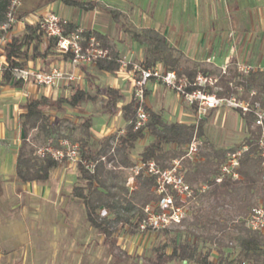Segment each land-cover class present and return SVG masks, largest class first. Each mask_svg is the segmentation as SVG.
<instances>
[{
	"label": "trees",
	"instance_id": "trees-1",
	"mask_svg": "<svg viewBox=\"0 0 264 264\" xmlns=\"http://www.w3.org/2000/svg\"><path fill=\"white\" fill-rule=\"evenodd\" d=\"M67 7H77L89 11L97 3L80 0H59ZM10 0H0V24L5 20V14ZM17 18L23 17L20 10ZM78 27L69 24L70 30ZM82 36L87 39L95 37L102 47L110 52V60H101L94 65L96 72L114 74L119 66L116 62L117 54L99 33L83 29ZM131 39L143 48V60L140 63L145 68H152L161 64L163 68L175 72L178 76H185L193 81L197 73L207 76H216L218 80L215 87L218 97L230 96L237 93V88H243L242 98H247L250 91H255L253 101L261 100L264 95V71L255 70L247 74L238 73L234 67L228 68L221 75L202 68L192 63L174 48L166 39L153 29H141L131 32ZM55 41L47 40L39 31L37 23L25 25L24 29L10 36L9 42L3 49L7 66L2 72L0 86H8L15 90L23 89L28 83L12 78V71L16 68L27 67L29 62L39 60L45 64L55 53ZM67 60V57H62ZM197 88V87H196ZM191 87L189 91L196 89ZM209 92H213L209 88ZM103 95L102 108L109 116L120 112L122 119L127 122L121 134L114 133L103 137L92 147L89 143L91 117L81 119L74 128L77 136L72 142L80 147V158L85 161L95 162L93 172L86 170L81 163L75 165L80 185L72 188L71 196L79 200L84 209L85 221L88 227L95 232L98 239L102 238L101 245L110 257L109 264H138L130 262V257L117 245L119 233L123 231L129 236L138 235L137 227L142 220L143 209L157 202L154 193V179L142 171L134 176V187L130 190L126 184L124 169L134 166L130 159L135 144L146 136L152 141L143 147L139 158L141 162L153 161L160 169H166L172 160L183 156L185 147L191 142L195 125L191 123H167L163 120L160 111H153L144 106L149 114V121L142 129L134 130L136 104L131 98L128 103H123L124 97L120 90L107 87L99 89L94 87L91 93L85 92L77 85L69 87L67 97L40 96L27 97L20 105L22 110L20 129L22 142L18 148L14 163V179L20 184L45 183L49 180L53 170L60 164L50 158H39L35 155V146L30 138V132L37 135L53 138L58 134L62 124L60 121L53 124L50 121L49 111L64 112L66 108L78 109L82 105L95 102ZM147 95V92H145ZM122 103L120 107H117ZM247 135L238 146L228 149L213 147L204 141L199 158L194 163L185 162L187 167L185 181L190 185L207 184L204 193L195 191L193 200L202 199L212 201L214 208L225 205H234L238 215H243L240 221L226 223L217 221L212 216L203 221L199 211L192 215L191 230L184 231L165 229L160 231L163 242L150 249L149 256L144 259L146 264H167L169 262H187L192 264H264V237L251 232L245 225L246 219L253 208L264 207V169L258 155L256 140L258 129L252 128V118L244 119ZM204 120L198 121L196 135L203 136ZM55 142L58 137L53 138ZM242 147L247 150L240 158L238 178L231 180L222 179L216 183L215 177L223 163L226 153L234 152ZM103 158V160H101ZM192 200V201H193ZM104 212V213H103ZM184 223L182 221L179 225ZM200 229V233L194 230ZM184 232L182 239L172 236V233ZM233 232V233H231ZM98 241V240H97ZM94 242L96 247L98 242ZM229 244L234 247L229 248ZM212 255L215 256L212 259Z\"/></svg>",
	"mask_w": 264,
	"mask_h": 264
},
{
	"label": "crops",
	"instance_id": "crops-1",
	"mask_svg": "<svg viewBox=\"0 0 264 264\" xmlns=\"http://www.w3.org/2000/svg\"><path fill=\"white\" fill-rule=\"evenodd\" d=\"M28 1L23 0L20 8L23 17L33 20L42 12H55L67 18L70 24L99 33L113 48L117 58L125 57L129 61L141 63L143 48L131 39V32L153 29L184 58L204 69L219 73L225 67L231 68L236 62L244 61L254 70L264 71V0H80L97 3V6L89 11L67 7L59 0H52L45 5L34 7L30 13L24 7L25 3L29 4ZM21 31V29L17 30L15 34ZM33 63L37 61L29 62L28 65ZM39 65L72 71L78 79L71 84L60 83L54 89L33 84H27L21 90L0 86V225H26L24 219L27 209H40V214L49 213L53 216L54 224L52 225L66 230L71 244L75 247L85 250L92 247L105 250L101 245L102 238L97 239L98 241L81 242L69 222V216L76 206H81L84 213L79 200L71 196L72 188L80 185L74 165L66 162L60 164L52 171L49 180L45 183L20 185L15 181L14 163L22 142L20 105L27 97L45 96L52 99L67 97L71 85H77L89 93L94 87L102 90L107 87L115 88L122 93L123 103H128L132 92L130 75L127 72L114 74L96 72L94 66L72 70L66 60L56 54L45 64L39 61ZM165 90L167 89L160 84L150 81L146 87L145 106L153 111H160L163 120L167 123H191L194 115L179 98L173 104L164 102ZM102 99L103 95H100L95 102L86 103L78 109L64 110L66 114L81 117V119L91 117L90 145L99 142L107 135L121 134L127 125L120 112L114 116L104 113ZM97 103L100 106L98 114L95 108ZM121 105L122 103H119L117 107ZM208 115L214 118L216 113L212 110L208 112ZM78 121L81 120L74 122L79 123ZM96 121H100L101 124L97 125ZM151 141L152 138L146 136L143 140L136 142L135 149L130 155L134 166L123 171L124 176L125 172L130 173L129 176H125L127 184L130 185L132 182L134 184L133 169L140 161L139 154L143 147ZM134 153L138 155L137 158H134ZM86 225L88 227L87 223ZM121 232L124 234L123 231ZM150 235L153 239L156 236L161 237L159 232L138 233L136 237L138 236L137 240L140 241L142 237H150ZM96 241L98 244L95 247L93 243ZM123 243V237L119 235L117 245L127 253L130 262L137 261L139 264L140 252L134 256V252L127 251ZM109 260L110 257L106 253L105 264H109ZM24 262L25 257L21 256L8 263L0 261V264H24ZM167 264L192 263L169 262Z\"/></svg>",
	"mask_w": 264,
	"mask_h": 264
},
{
	"label": "built area",
	"instance_id": "built-area-1",
	"mask_svg": "<svg viewBox=\"0 0 264 264\" xmlns=\"http://www.w3.org/2000/svg\"><path fill=\"white\" fill-rule=\"evenodd\" d=\"M23 0H10L6 10L5 20L0 24V79L3 70L7 66L3 49L9 42L10 36L17 30H23L28 23L36 22L39 31L45 39L55 41V53L61 57H67V64L72 70L80 67L94 66L98 61L110 60V52L101 46L100 42L93 36L84 39L83 29L78 27L75 30L69 29V20L55 12L45 11L40 13L33 20L26 17L17 18ZM118 72H127L131 78V98L136 104L134 119V130L142 129L149 121V114L146 112L145 92L147 84L154 81L167 90L176 93L180 101L193 113V120L196 129L198 121L204 120L209 111L231 110L237 113L240 119L246 116L252 118V128L258 129L256 146L259 158L264 169V95L261 100L253 101L255 91H250L247 98H242L243 88H237V93L230 96L218 97L216 92L220 89L215 87L218 80L216 76H207L197 73L193 81L185 76H178L175 72L166 70L161 65L152 68H145L137 62L127 60L125 57L116 60ZM238 73L247 74L255 71L251 65L244 61L236 62L234 65ZM227 67L221 69V75L225 74ZM12 78L21 80L38 87L53 89L60 83L71 84L77 81L74 72L65 71L58 67H41L37 63L27 65L22 69H14ZM191 87H197L189 91ZM209 88L213 92H209ZM196 129L191 142L185 147L182 157L170 162L169 167L160 169L153 161L141 162L135 165L133 175L142 171L145 175L154 179V193L157 195V202L147 205L143 209L144 216L139 222L137 231L139 234L156 233L172 226L179 225L190 215V203L193 200L195 191L204 193L208 189L207 184L190 185L185 181L187 167L185 162L194 163L198 160L201 140L196 135ZM247 147L228 152L223 163L219 167V173L215 182L219 183L224 178L235 180L238 178V168L242 154ZM35 155L39 158H50L58 162H66L70 165L81 163L82 166L93 172L96 163L81 160L80 147L78 143L67 138L48 139L46 143L35 147ZM103 160V158H101ZM264 179V174H263ZM133 189V182L129 185ZM251 231L264 237V207L253 208L245 223Z\"/></svg>",
	"mask_w": 264,
	"mask_h": 264
},
{
	"label": "rangeland",
	"instance_id": "rangeland-1",
	"mask_svg": "<svg viewBox=\"0 0 264 264\" xmlns=\"http://www.w3.org/2000/svg\"><path fill=\"white\" fill-rule=\"evenodd\" d=\"M50 1L52 0H29V4L25 3L24 7L25 10L30 13L31 9L34 7L45 5ZM213 72L218 74L216 71ZM163 98L164 102L173 104L179 97L173 91L165 90ZM99 107L97 103L95 107L97 114L99 112ZM215 113L216 116L214 118L211 117V115L205 117L203 136L199 137L202 145L203 142L206 141L215 148L228 149L241 144L247 133L245 124L242 121L241 126V120L237 113L231 110H216ZM49 117L53 124L62 121V126L58 134L53 138H67L72 141L73 138L77 136V131L74 128L77 122L74 121L81 120V117H74L65 112H55V110L49 111ZM96 124L98 125L101 123L100 121H96ZM233 126L235 127L233 128ZM29 136L35 147L41 146L46 143L48 139H51L43 135L36 136L35 131L30 132ZM96 144L97 142H95L92 147ZM137 157L138 155L134 153V158ZM134 160L136 161V159ZM129 175V172H125V176ZM189 206L192 215L196 211H199V213L203 215V221L206 217L212 216L217 221L232 223L234 221H240L243 216L238 215L237 209L232 204L214 208L215 205L212 201L195 199L191 201ZM52 218L53 216L49 213H47V215H44V213L40 214V209L28 208L26 218L24 219L26 225H0V261L8 263L22 256L25 257L24 264H105L104 259L106 252L104 249L97 250L92 247L85 250L75 247L71 244L64 228L52 225L54 224ZM191 221L192 216H189L184 220L181 226H172L169 229L172 231L191 230ZM69 222L77 238L81 242H88L89 240L95 241L98 239L95 232L87 227L81 206H76L74 208V211L69 216ZM194 231L196 233L201 232L200 229H195ZM119 235L123 237V244L127 251L134 252V256H137V252H140L141 259L139 260V264H146L144 259L149 255L150 247L161 244L163 241L160 236H156L153 239V236L150 235V237H142L141 240L138 241V236L130 238L122 232ZM171 235L175 236L177 239H182L184 237V232H173ZM232 247H234L233 244H229L228 249ZM138 249L141 250L139 251ZM214 258L215 256L212 255V259Z\"/></svg>",
	"mask_w": 264,
	"mask_h": 264
}]
</instances>
